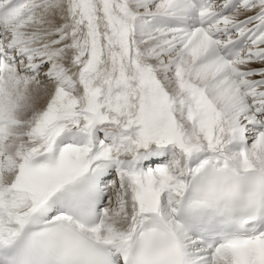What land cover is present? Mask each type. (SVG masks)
I'll list each match as a JSON object with an SVG mask.
<instances>
[{
    "label": "bare ground",
    "instance_id": "bare-ground-1",
    "mask_svg": "<svg viewBox=\"0 0 264 264\" xmlns=\"http://www.w3.org/2000/svg\"><path fill=\"white\" fill-rule=\"evenodd\" d=\"M181 1L46 0L35 12L25 15L6 30L2 21L4 41L25 53L17 72L22 66L27 69L23 76L18 77L35 82L32 86L12 85L8 96L1 99L5 86L2 83L8 77L14 80L17 76L12 72V67L1 81L0 117L8 122L3 127L0 125V207H9L16 213L5 216L0 221V227L9 223L16 225V230L25 214L46 195L89 168L94 159L108 156L112 151L116 152L115 158L119 160L130 158L136 150L143 155V152L168 149L173 155L168 153L166 163L157 164L151 170L145 184L138 183L131 199L128 193L133 186L124 189L122 180L118 184L119 171L115 173V181L100 220V236H97L111 241L115 249L122 248L138 222V215L162 201L164 192L173 199L182 191L186 184L185 177L192 170L187 160L194 153L209 149L224 164L234 161L240 167L245 165L246 168L264 171L263 132L251 137L249 149L238 151L228 144L230 133L240 134L245 122L252 118L248 110L252 105L259 104L264 95V30L257 38L258 42L254 43L256 51L245 59L231 62L228 72L223 60L210 54L211 61L206 60L212 42L202 31L177 33L169 28H155L160 23L157 13L172 14L164 9L181 6ZM250 2L253 3L251 7L230 15L227 23L247 15L252 7H264V0ZM262 11L264 16V9ZM32 21L34 24L31 25ZM151 36L160 38L161 45L155 47V39ZM190 38L193 41L190 40L187 47L190 46L193 53L202 51L197 62L220 64L226 70L238 98L230 94L219 96L217 92L203 89L221 107H215L207 98L201 99L199 94L201 100L196 99L193 94L197 89L194 90L196 86L192 82L196 68L189 67L192 54H186L179 48L181 44L187 45ZM260 53L263 56L257 57ZM42 63L44 65L39 72L32 74L33 69ZM205 65L201 68H206ZM163 82L166 91L162 93L159 89ZM253 82H257V86L252 89L249 86ZM135 88L142 92V97L132 98ZM168 90L181 96L177 109H171L175 114L173 118L171 111L167 108L164 110L166 103L162 106ZM188 91H191V95L186 97ZM190 96L194 98L191 99L192 105L182 112V106ZM167 107L170 108L169 105ZM150 113L162 114L161 120L168 122L163 124V130H159V126L153 127L154 123L152 127L144 126L145 122L139 123ZM191 117L193 122L189 119ZM109 120L114 122V126L120 125V129L135 125L137 132L141 133L135 140L121 138L119 143L113 137L97 154L90 151L96 145L95 138L86 136L75 145L59 147L53 159L27 166L26 173H14L15 150L23 147L27 138L38 136L36 148H43L40 152L46 151L53 136L63 126L72 125L81 126L84 130L100 126L102 140L106 131L109 135L113 134L114 126ZM48 123L51 125L48 126ZM33 125H37V128H33ZM120 129L118 133L124 136ZM217 164L214 161V165ZM241 182L246 184L244 178ZM22 184L26 185L27 192L20 193L19 202L13 206L11 200L18 194L15 190H19ZM247 184L251 187L257 185L258 193L264 187V182L253 175ZM160 211L168 221L171 220V208L161 207ZM215 264L229 263L224 258H218Z\"/></svg>",
    "mask_w": 264,
    "mask_h": 264
},
{
    "label": "rangeland",
    "instance_id": "rangeland-1",
    "mask_svg": "<svg viewBox=\"0 0 264 264\" xmlns=\"http://www.w3.org/2000/svg\"><path fill=\"white\" fill-rule=\"evenodd\" d=\"M35 0H32V2H34ZM45 2H46V0H43L41 3H43V4H45ZM40 19H41V17H40ZM32 24H34L33 23V21L31 22V25ZM30 27V26H29ZM154 28V27H153ZM155 28H157V29H159V28H161V27H159V26H157V27H155ZM153 39H155V47H158V46H160L161 44V40H160V38H157V37H153V36H151ZM159 40V41H157V40ZM191 38L189 39V40H187V45H180L179 46V48L180 49H182V50H184V53H186V54H192L191 55V60H192V62L190 63V66L189 67H193V68H196V71H195V75L192 77V79H194L192 82L194 83L193 85H195L196 86V88H194V90H196L197 89V91H195L194 92V94L193 95H196V99L197 100H201V99H199V97H198V94H199V92L200 91H202V92H204L203 91V89L204 90H206V91H209V92H211V93H215V92H217V94L219 95V96H223V94H224V96H228L229 94L230 95H232L233 97H239L238 96V94L237 93H235L234 91H233V85H232V83L230 82V80L227 78V76H226V70L225 69H223V67L221 66L220 67V64H217V63H212V62H210V64L208 63L210 60H207L208 62L207 63H201V62H197L198 61V56H200L201 55V53H202V51L201 50H196L194 53H193V51L190 49V46L189 47H187L188 46V44H189V42H191V41H193V40H191ZM158 42V43H157ZM202 59V58H201ZM205 64H207V65H205ZM203 65V66H202ZM204 65H205V67L206 68H201V67H204ZM14 74H16V73H14ZM11 75H12V73H11ZM19 76H21L20 74H19ZM202 80H207V81H205V82H203ZM14 81V82H13ZM17 81V82H16ZM34 82H35V80H32V79H27V78H19L18 76H16V77H14V80H12L10 77H8L7 78V80H6V82H4V84L2 83V85H5L4 87H3V91L1 92V99H4V97H6V96H8V94H9V88H10V86H12V85H15L16 83H18V85L19 86H26V85H33L34 84ZM21 84V85H20ZM163 86V87H162ZM161 88H163L162 90H161ZM136 90H135V93H136V95H135V93H134V91H133V93H134V95L132 96V98H139V96L140 97H142L143 96V94H142V92L138 89V88H135ZM199 89V90H198ZM202 89V90H201ZM222 91V92H219V91ZM164 91H166L165 90V85H164V82L161 84V87H160V89H159V92H164ZM190 92L191 91H188L187 92V96L186 97H188L189 96V94H190ZM139 93V94H138ZM197 93V94H196ZM204 94L206 95V98L207 99H209L210 100V102L212 103V104H215V101L213 100V99H211V97H210V95H208L206 92H204ZM177 95V96H176ZM191 95V94H190ZM184 96V95H183ZM166 97L168 98H165V100H163L164 102L162 103V106H163V104L164 103H166V105L165 106H163L164 107V110L167 108V110H169V112L171 113V115H172V118L173 117H175V114H174V110L175 109H177V102L179 101V99H180V97H179V94H177V93H171L169 90H168V93L166 94ZM200 97L202 98V96L200 95ZM174 98V99H173ZM170 99V100H169ZM136 100V99H135ZM190 100V101H189ZM204 100V99H203ZM187 101H189V102H187ZM187 101H185L184 102V104H183V106H182V112H184V110H185V108L186 107H184V106H186L187 104H191L192 105V102H191V96H190V98H188L187 99ZM169 102V103H168ZM139 103H140V101H139ZM171 104V105H170ZM174 104V105H173ZM241 104V103H240ZM167 105H169L170 106V108L169 107H167ZM176 105V106H175ZM190 105V106H191ZM216 106L215 107H221V105L220 104H215ZM148 107V106H147ZM169 108V109H168ZM173 111H172V110ZM218 109H220V108H218ZM217 109V110H218ZM222 109V108H221ZM108 111L110 112V109H108ZM224 113H225V111H224ZM150 116H145V117H143L144 118V120H140L139 121V123H144L145 122V124H143L144 126H151L152 127V124H153V127L154 126H158L157 124H156V122H157V120H161L162 119V114L160 113L159 115H151V113L149 114ZM161 115V116H160ZM195 115H193V117H194ZM148 117V118H147ZM177 117V116H176ZM193 117H191V118H189L192 122H193ZM148 119V120H147ZM151 120V121H150ZM8 121V120H7ZM154 121V122H153ZM152 122V123H151ZM161 122H162V124H165L164 123V120H161ZM112 123V125L111 126H114V122H111ZM149 123V124H148ZM158 124L160 123L159 121L157 122ZM147 124V125H146ZM151 124V125H150ZM156 124V125H155ZM166 124H168V122L166 123ZM134 127V126H133ZM131 128V130L129 131L130 133H132V134H130L129 132H128V136H129V138H134V136L136 135L135 134V131H136V128ZM126 136V135H125ZM132 136V137H131ZM134 140V139H133ZM27 142L28 141H26L25 143L27 144ZM29 142H32V140L31 139H29ZM25 144V145H26ZM24 145V146H25ZM21 147L20 149H16L15 150V154H22V153H24V152H26V150H27V148L28 149H30V146H25V147ZM260 150H261V152H262V149H261V147H260ZM23 151V152H22ZM17 152V153H16ZM111 153H113L114 154V152H111ZM0 158H2V155L0 154ZM15 158V157H14ZM1 169V168H0ZM1 171V170H0ZM129 179V178H128ZM129 180H132V179H129Z\"/></svg>",
    "mask_w": 264,
    "mask_h": 264
}]
</instances>
